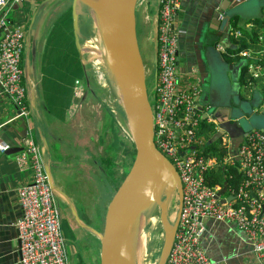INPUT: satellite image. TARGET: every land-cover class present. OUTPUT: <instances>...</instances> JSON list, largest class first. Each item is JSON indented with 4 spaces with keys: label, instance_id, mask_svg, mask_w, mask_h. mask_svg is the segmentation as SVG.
Instances as JSON below:
<instances>
[{
    "label": "crops",
    "instance_id": "1",
    "mask_svg": "<svg viewBox=\"0 0 264 264\" xmlns=\"http://www.w3.org/2000/svg\"><path fill=\"white\" fill-rule=\"evenodd\" d=\"M42 1H14L10 5L11 7L8 6L14 13V18H9L11 22L13 21L14 24L21 25L25 30L22 67L24 73L23 82L27 88V109L29 114L28 116H19V110L12 98L6 95L0 88V139L8 142L11 147L23 149V138L29 134L33 136L35 143L39 146L45 169L47 168L50 171L55 185L67 195L66 198L64 195L56 193V201L58 204L60 202L66 204L69 210V213L65 212L64 214L61 211L62 221L63 227L65 220L67 221V225L73 233V239H75V248L73 250L77 256L76 264H96L99 261L95 248L98 250L99 245V252L101 248L98 231L103 230L104 222L102 229H98L97 226L91 224L90 221L96 217L87 212L83 201L85 200V195L90 194L86 192L87 184H85V175L89 168V154L93 151L97 156L102 158L101 161L105 162L106 168L101 167L98 171L104 173L108 166V159L111 157L110 154H112L113 149L111 148L115 143V139H117L121 148L118 151L121 150L120 152L124 157L126 156L125 154L130 152L131 144L126 145L127 143L123 142L121 135L116 131L115 119L119 120L112 110L110 99H108V106L112 114L109 115L107 112L102 114L99 119V125L96 128L97 130L91 131L89 129V133H84V127L79 125L74 128L71 127L72 120L74 119L75 122L77 118L79 107L83 102L89 101L91 94L94 96L93 92L95 88L91 87L89 82H86L87 88L85 89L80 88V86L79 94L74 95V98L72 97L68 108V106H64L62 101L56 99L60 95V92L58 90L55 92L51 83L45 81L44 72L57 59H60L58 58L57 51H49V45L51 44L50 37L53 32L58 27H61L60 17L64 13L65 8L57 15V2L61 0H51L41 5ZM234 1L236 0H181L177 22L179 32V74L182 84L184 82L188 85L193 80L188 71L192 66L197 68L200 78V84L198 85L201 89L197 102L200 107L209 105L211 109H214L212 106H215L214 93L210 86L212 79L211 65L214 64L213 59H217L218 57L216 56L217 52L223 54V58L225 57V53L228 54L227 49L233 44L231 41L233 27L228 36V38L230 37V41L224 39L223 35L225 32L214 28L219 26L220 21V26L225 27L223 20L228 13H222L218 18L215 15L220 10L222 4L224 7H227L229 3L233 4ZM159 2L160 0H147L142 8L138 6V14L141 10L145 19L144 22L148 21L145 15L155 10L152 20L155 23ZM231 12L237 13L233 14L232 17L234 15L239 16L242 22L248 23V27L255 30L258 34L259 42L256 43H253L246 35L240 34L236 36L237 39H246L248 42L247 50H249L253 57L263 60L261 68L255 71V75L247 73L245 76L244 85L250 87L255 94L258 93L257 81L264 78V27L255 25L253 20L264 16V0H245L232 8L229 14ZM217 20L219 23L216 22ZM153 22L151 23V34L153 35L152 69L148 70V75H151V77L155 73L154 59L157 30L156 23L154 24ZM1 36L2 32L0 31ZM55 42L54 40L52 43ZM225 61L226 63L231 62L227 61L226 57ZM241 62L242 60L232 61L231 63L239 65ZM241 68L240 70L236 69V67H233L232 70L230 69L234 72V80L237 81L239 79V83L241 82ZM84 70L86 71L81 60L79 76L78 68L75 70L76 79H79L82 73L84 74ZM96 84L99 85L98 83ZM51 94H54V97H50ZM260 101V107L255 109L258 112L261 109L264 113V99L260 98L259 103ZM101 107L103 112H105L106 109L103 106ZM226 108V105L219 104L213 110L219 127L221 124L226 123L227 119L223 120L227 117L225 114L227 112ZM21 118H24L26 133L23 132L21 125L24 121L22 122ZM82 119L83 115L80 117L81 122ZM233 120L240 119L233 118ZM64 130L65 132H63ZM224 132L227 133V139L229 140L238 137L232 136L227 129ZM121 144L124 146H120ZM96 146H104V152H102L105 154L104 157L97 152ZM126 149L128 151L125 153ZM85 150H88L87 153H85ZM18 152L0 153V264H18L20 258L19 231L16 226V221L20 216L17 189L31 180L32 172L30 168L20 169L18 167L16 162ZM79 152L85 153V155L79 154ZM120 166V172H126L122 170L123 166ZM79 179L83 180L81 185L78 184ZM111 182L115 184L113 180ZM80 186L81 188H79ZM70 200L73 203L70 204L68 202ZM80 209L83 210L84 217L79 214ZM73 210L78 213L81 222L76 219ZM208 225L210 230L203 236V245L208 247V251L213 258L225 259L229 264H264V257L258 260L251 252H248L249 244L244 232L237 230L231 224H218L209 221ZM211 234L214 235L213 238ZM84 240L86 242L82 244L81 241ZM96 242L97 244L93 248V244ZM76 246L81 249L78 250ZM87 247L93 253L92 262L90 263H87L83 258L85 257V252L89 251L86 249ZM67 251L69 254L68 243Z\"/></svg>",
    "mask_w": 264,
    "mask_h": 264
},
{
    "label": "built area",
    "instance_id": "2",
    "mask_svg": "<svg viewBox=\"0 0 264 264\" xmlns=\"http://www.w3.org/2000/svg\"><path fill=\"white\" fill-rule=\"evenodd\" d=\"M14 1L23 0H0V88L12 98L19 116H28L22 67L25 30L11 22L5 10ZM180 4L181 0L159 2L157 61L154 82L150 85L154 143L173 163L182 186L178 225L167 264H229L225 259L213 258L203 245V236L210 230L209 221L231 224L244 232L248 252L259 260L264 257V130L248 131L238 146L223 132L219 139L228 149L220 162L205 152L214 133L206 135L201 130L202 122L214 123L216 131L219 126L211 107H200L197 102L201 91L197 68L192 66L188 71L193 77L188 85L181 81L177 28ZM240 34L235 32V36ZM239 56L248 63V74L255 75L261 68L254 63L249 50L241 51ZM79 92L76 86V95ZM10 148L8 142L0 139V153ZM16 162L20 169L30 168L32 172L31 180L17 189L18 264H70L62 212L39 146L31 134L23 138V149L17 153ZM231 164H236L242 174L238 188L227 183H210L212 170Z\"/></svg>",
    "mask_w": 264,
    "mask_h": 264
},
{
    "label": "water",
    "instance_id": "3",
    "mask_svg": "<svg viewBox=\"0 0 264 264\" xmlns=\"http://www.w3.org/2000/svg\"><path fill=\"white\" fill-rule=\"evenodd\" d=\"M49 1L51 0H43L41 5ZM244 1L236 0L233 4L229 3L227 7H224L222 4L220 10L215 15L218 18L222 13H228L223 20L225 27L220 26L221 21L219 23L218 20L216 22L219 23V26L214 27L225 32L223 37L228 41H230V37L228 38V36L232 26L231 18L233 14H237L232 12L229 14V11ZM78 4L79 0H73L72 19L76 46L83 63L78 32ZM137 4L138 0H101L100 2V24L104 36V44L115 84L120 90L124 102L122 106L129 128L131 129L130 132L135 149L133 162L125 172L124 178L121 179L119 186L106 207L103 230L98 231L101 244L100 264H130L127 258V246L131 228L137 216L145 214L153 204L159 207L160 215L164 222L163 243L156 264H167L174 243L182 203V186L178 172L173 163L154 143L152 97L148 69L138 34ZM155 44L154 63L157 61V35ZM230 48H235V45L232 44ZM222 55L219 52L216 53V56L220 58H222ZM223 58L224 63L231 69L236 67V69L240 70L246 64L245 60H242L239 65L231 62L226 63L225 57ZM83 66L85 67L84 63ZM237 98L238 101L232 99L228 104H223L227 107V112H225L227 117L223 119H227L226 123L221 124L208 143L217 141L222 136L224 130L227 129L232 136H238L235 138V146H238L239 142L243 140L244 135L253 129L246 130L241 124V119L238 116L236 117V111H242L246 114L242 108V103L247 102L239 96ZM212 107L216 108L215 106ZM250 107L251 114L259 113L252 102ZM214 109L212 108V111ZM233 118L240 120H233ZM21 121L23 122L24 118H21ZM21 126L23 132L26 133L25 121ZM261 130H264V128ZM20 150H22L20 147H11L7 153H15ZM45 170L49 183L55 193L64 195L67 198V195L55 185L50 171L47 168ZM169 183L177 186L179 194L178 213L172 222L165 205L167 198L166 200H162L163 192L168 197L165 187ZM68 202L72 203L71 200ZM73 212L76 219L81 222L78 213L75 210Z\"/></svg>",
    "mask_w": 264,
    "mask_h": 264
},
{
    "label": "rangeland",
    "instance_id": "4",
    "mask_svg": "<svg viewBox=\"0 0 264 264\" xmlns=\"http://www.w3.org/2000/svg\"><path fill=\"white\" fill-rule=\"evenodd\" d=\"M145 2H147V0H139L137 4V8L138 6L139 8H142ZM57 4H58V10L56 14L58 15L63 11L64 8L65 10H67L70 6H72L73 0H61L60 2H57ZM77 9H78V6H77ZM5 10L8 11V18H14V13L13 11H11V9H9L8 6L5 8ZM79 10H80V17H79L80 18V28L86 29L88 28L86 26L87 24L86 18L88 16V12L82 5L79 6ZM139 12L140 13L139 14L137 13V15H138V34H139L140 44H141V48L143 51V56L145 59L147 69L151 70L152 69L151 55L153 53V49H152L153 35L151 34V29H152L151 23L153 22L152 21L154 18L153 13L155 12V10L154 11L152 10L150 14L145 15V18L148 19V21H145V22H144L145 19H144L143 14L141 13V10ZM157 13H158V10H157ZM155 23H157V20L155 21ZM78 32H79V28H78ZM87 37L88 36H85L83 39H86ZM213 62L214 64L211 65L212 79H211L210 86L212 87V91L214 93V96H213L214 105L217 106L219 104H228L231 100L233 92H239L240 96H242L245 99V101H247V102L242 103V108L246 112V114L242 111L235 112L236 117L238 116L241 119L242 126H244L246 130H249L251 128H259V129L264 128L263 110L260 109L259 113L251 114L252 111L250 107L251 102L255 106V108L260 107L261 101L259 103V100L260 98L264 99V88H263L264 78L257 81L258 82L257 84L258 93L254 94L251 88L246 87L242 81L241 83H239V88H238V86L234 83L235 82L233 78L234 72H232L231 71L232 69L227 64L224 63L222 58L219 57L218 59H213ZM83 72L84 74L82 73L83 75L81 74V77L78 79L79 87L81 86L80 88L85 89L87 88L86 82H89L90 86L95 88V91L93 92L94 96L91 94L89 101L83 102L81 104V106L79 107V112L77 113V118L75 122H74V119L71 122L72 124L71 127L74 128L79 125L81 127H84V131H83L84 133L86 132L89 133V129H91V131L97 130L96 128L99 125V119L101 118L103 113L107 112L109 115L112 114L110 112L111 109L108 106V99H112V100L114 99L116 101V99L118 98V94L116 91L115 81L111 79L110 77H108L107 75H106L107 82L106 84L104 83L102 87L101 85H97L93 81L94 77L91 74L86 73L85 70ZM235 99L236 101H238L237 96H235ZM101 106H103L106 109L105 112H103ZM121 110L124 111L123 106L121 107ZM121 114H122V111H121ZM82 115H83V119H82L83 124L80 120V117ZM118 120L119 121L115 119V124L117 128L116 131L119 132V134L121 135L122 137L121 139L123 140L125 144L127 143L126 145H129V143L130 144L133 143V139L130 137L131 132H130L128 121L127 120L124 121L122 117ZM63 132H65V130ZM216 143H219V142L216 141ZM95 149L97 150V152L100 153V155H102V157L105 156V154L102 153L104 152L103 151L104 146H101V147L96 146ZM87 151L88 150H85V153H87ZM85 153L79 152V154H82V155H85ZM110 156L112 155L110 154ZM89 157H90L88 159L89 168L85 175V182H86L85 184H87V189H86L87 191L86 190L84 191L89 192L90 194L89 195L86 194L84 198L85 200L83 201H84V205H86L87 212L90 215L96 217L94 220H91L90 223L97 226L98 229H102L106 207L117 188L111 182L113 180L112 177L114 176L113 172H111V174H109L108 176L106 172L103 173L102 171L100 172L98 171L101 167L106 168L105 162L101 161L102 158L97 156L93 151L90 152ZM133 159H134V152L131 146L130 152L126 154L125 157H123L122 164L118 162L117 169H119L121 167L120 165H122L124 167V169L122 167V170L127 171L130 168V165L133 162ZM111 164L112 165L114 164L113 166H111V169L116 168L115 160L111 161ZM119 173H120V170H119ZM79 180L81 182L78 181V184L81 185L83 180L82 179H79ZM120 181L121 179L117 182V184H120ZM79 188H81V186ZM166 198L167 197L165 193L163 192L162 200H166ZM59 205H60V209L63 212V214L65 212L69 213V210L66 204L60 202ZM168 213H169L171 222L174 221L176 217V215L173 216V214L175 213V210L171 208L170 210H168ZM79 214L82 217H84L82 209H80ZM151 216H156V220L155 222L151 221L149 225L146 226L145 228L146 231L150 233V239L148 243V253L143 259L144 264H156L157 263V260L160 255L161 246L163 243V235H164L163 231L164 230H163V226L160 220L161 215H160L159 207L157 205L155 209L152 211ZM76 226L78 225L76 224ZM63 232L67 238L70 264H76L77 256L74 254V250H73L75 248V244H74L75 239H73V235H72L73 233L71 232L69 226L67 225L66 220L64 222ZM81 242L82 244H84L86 241L84 240ZM96 244L97 242L93 244L94 245L93 248L96 246ZM79 249L81 248L79 247L78 250ZM86 249L89 251L85 252V257L83 258L84 260H86L87 263H90L92 262L93 253L89 247H87ZM82 250H83V247H82ZM95 253L99 261L96 264H100L99 245H98V250L97 248H95ZM98 253H99V256H98Z\"/></svg>",
    "mask_w": 264,
    "mask_h": 264
},
{
    "label": "trees",
    "instance_id": "5",
    "mask_svg": "<svg viewBox=\"0 0 264 264\" xmlns=\"http://www.w3.org/2000/svg\"><path fill=\"white\" fill-rule=\"evenodd\" d=\"M41 1V0H38ZM179 13V12H178ZM253 23L258 26L264 27V16L257 18L253 20ZM248 23L242 22L241 18L237 15H234L231 19V25L233 27L232 30V36L231 41L235 45V48H228V54H225L227 61H241L242 57L239 56V53L245 49L248 48V42L246 39L241 38L237 39L235 36V32L239 31L241 34L246 35L249 37V39L253 42H259L258 34L253 30L252 28H249ZM60 26L58 27L55 32H53L51 39V44L49 45V51H57L58 58L53 64H51L47 71L44 72L45 75V81H49L51 85L53 86L55 92L57 90L60 92V95L56 98L59 99L64 103V106H70L72 97L74 98V95H76V86H77V79L75 70L78 68V76L80 74L79 67H81V59L80 54L78 51V48L76 46L75 42V35H74V27H73V19H72V6H70L67 10L64 11V13L60 17ZM236 30V31H235ZM234 31V32H233ZM54 40L56 41L55 43ZM254 63H257L259 65L263 64V60L258 57H253ZM48 66V65H47ZM86 69V68H85ZM248 71V63L244 64L241 68V74L240 79L244 83L245 76ZM149 78V84L152 85L154 82V76L151 77V75H148ZM50 97H54V94H51ZM122 118L125 120L126 115L125 112H122ZM204 133L213 134L216 131V125L214 123L210 122H202V129ZM210 137V136H209ZM211 138V137H210ZM209 138V139H210ZM125 139V138H124ZM208 139V140H209ZM219 143H216V141L212 143H207L205 152L210 154L211 156H215L218 161L220 162L223 160L224 156L226 155V151L228 149V145L221 141V139L217 140ZM120 146H124L121 144ZM133 152L135 153L134 144L131 143ZM112 150V156L108 159V166L106 169V174H111L113 172V182L115 183L114 186L116 188L119 186L117 182L120 179H123L125 176V173L120 172L119 169L113 168L111 169V161L115 160V164L117 166L118 162L122 163L124 155L121 154V150L118 151V149H121L119 147V143L117 139H115V143ZM128 151L126 149L125 153ZM126 155V154H125ZM211 174L213 176V179L210 180L211 184H214L215 182L220 183H227L229 185L234 186L235 188H238L239 183L242 178V174L237 169V165H226L225 168H218L215 171H211ZM117 184V185H116Z\"/></svg>",
    "mask_w": 264,
    "mask_h": 264
},
{
    "label": "bare ground",
    "instance_id": "6",
    "mask_svg": "<svg viewBox=\"0 0 264 264\" xmlns=\"http://www.w3.org/2000/svg\"><path fill=\"white\" fill-rule=\"evenodd\" d=\"M100 2L101 0H79L78 12L80 17V5L84 6L88 12V16L86 18V26L88 27L86 28L87 30L80 28L79 18V36L82 49V59L86 68L85 72L91 74L94 77V81L103 87L104 83L106 84L107 82L106 75L114 81L115 79L111 72L112 69L109 63L106 47L104 44V36L100 24ZM85 36L88 37L83 39ZM116 91L118 98L116 101L114 99H110V105H112V110L116 117L120 119L122 117L121 111L123 112L121 107L124 102L117 85ZM165 188V192L168 193L167 200L165 201L166 208L168 210L171 208L174 209L175 213L173 216H175L177 215L179 208L178 188L177 186H173L172 183H169ZM155 207L156 205L153 204V206L150 207L145 214H140L137 216L133 223L127 246V258L130 264H144L143 259L148 253V243L150 239V233H148L145 228L151 221L155 222L156 220V216H151ZM160 220L164 230L162 216L160 217Z\"/></svg>",
    "mask_w": 264,
    "mask_h": 264
},
{
    "label": "flooded vegetation",
    "instance_id": "7",
    "mask_svg": "<svg viewBox=\"0 0 264 264\" xmlns=\"http://www.w3.org/2000/svg\"><path fill=\"white\" fill-rule=\"evenodd\" d=\"M231 29H232V26H231ZM231 31V30H230ZM226 54V53H225ZM219 57H217V59H218ZM243 60V59H242ZM237 86H238V88H239V79L237 80V81H235L234 82ZM241 83V82H240ZM235 96H239V97H241V99L242 100H245L242 96H240V94H239V92H233V94H232V97H231V100L233 99H235ZM233 102V101H232ZM234 141H235V138L233 139Z\"/></svg>",
    "mask_w": 264,
    "mask_h": 264
},
{
    "label": "clouds",
    "instance_id": "8",
    "mask_svg": "<svg viewBox=\"0 0 264 264\" xmlns=\"http://www.w3.org/2000/svg\"><path fill=\"white\" fill-rule=\"evenodd\" d=\"M156 35H157V30H156Z\"/></svg>",
    "mask_w": 264,
    "mask_h": 264
}]
</instances>
